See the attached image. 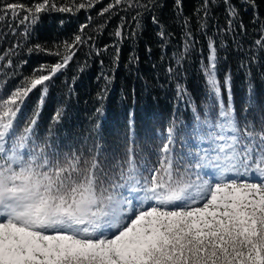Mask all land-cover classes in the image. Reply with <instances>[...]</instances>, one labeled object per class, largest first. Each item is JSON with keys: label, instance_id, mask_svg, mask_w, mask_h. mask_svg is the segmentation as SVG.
<instances>
[{"label": "snow or ice", "instance_id": "6c2138e0", "mask_svg": "<svg viewBox=\"0 0 264 264\" xmlns=\"http://www.w3.org/2000/svg\"><path fill=\"white\" fill-rule=\"evenodd\" d=\"M97 3L100 0H36L27 6L21 0H4L0 19L9 14L19 19L31 37L42 14H75ZM214 4H222L226 13V26H215L218 33L235 40L238 29L247 31L233 0H201L196 21L200 31L208 28ZM161 6L159 0H111L100 15L131 11L139 29L144 13ZM242 6L254 11L259 5L257 0H242ZM175 8L179 12L182 0H175ZM152 23L160 25L156 35L161 41L172 36L157 16ZM181 23L183 47L174 54L177 68L169 66V74L183 67L194 47L191 21L184 18ZM87 27L81 25L70 42L53 45L55 51L34 43L29 52H48L59 56L58 62L42 65L10 94L0 89V264H264V105H256L254 119L237 116L231 77L223 84L218 78V48L212 37L201 69L218 108L210 106L203 113L194 109L192 124L183 128L173 120L147 153L137 143L131 115L133 131L126 133L120 157L100 144L61 152L49 142L37 143L33 135L38 111L22 132L18 130L26 98L39 87L43 102L47 82L86 43L82 34ZM260 31L255 46L264 50V22ZM114 35L123 37L120 28ZM184 95L178 84V98ZM252 109L250 95L244 111ZM96 111L102 114V106ZM61 116L58 110L54 121ZM84 139L86 144L89 137ZM208 168L216 170L215 179L204 178L202 170Z\"/></svg>", "mask_w": 264, "mask_h": 264}, {"label": "trees", "instance_id": "16d2710c", "mask_svg": "<svg viewBox=\"0 0 264 264\" xmlns=\"http://www.w3.org/2000/svg\"><path fill=\"white\" fill-rule=\"evenodd\" d=\"M21 2L31 6L36 0ZM56 2L63 4L71 0ZM109 3L111 0H100L94 7L75 14H42L31 37L25 33L19 19L13 20L10 14L6 20L0 19V57H4L0 60V89L8 94L42 65L49 66L60 59L48 52H29L34 43L46 44L55 51L53 45L70 42L79 33L81 25H88L82 34L86 43L79 46L69 65L47 82L48 91L43 102L39 87L26 98L17 118L19 131H23L38 111L33 135L37 143L49 142L61 152L100 144L106 152L120 157L124 154L126 133L131 135L133 131L129 129L131 115L137 143L147 153L159 143L160 132L173 120L178 128H183L192 124L194 109L203 113L210 106L218 108L215 97L207 90L201 69V62L207 61L209 37L216 41L218 48L220 82L223 84L226 77H231L237 116L256 118L253 115L256 105H264V50L255 46V40L261 35L260 22H264V0H257L259 6L254 11L242 6V0H233L247 26L246 32L237 30L235 40L231 34L223 35L216 30L217 24L226 26L222 4L213 5L208 28L200 31L196 21L201 0H182L179 12L175 0H159L162 6L145 12L139 29L132 20L134 13L131 11L114 9L100 15ZM153 15L172 33L168 40L161 41L156 35L160 25L152 23ZM184 18L191 21L194 47L182 61L183 67L169 74V66L177 68L174 54L182 51L184 30L181 22ZM118 28L123 33L120 39L114 35ZM178 84L185 89L183 98L177 96ZM101 94L103 100L99 98ZM250 95L253 109L246 113L244 109ZM227 99L225 92V103ZM101 106L102 114H98L96 109ZM58 110L62 116L56 122L53 117ZM97 124L99 129L95 128ZM86 136L89 139L85 144ZM151 159L154 161L155 156Z\"/></svg>", "mask_w": 264, "mask_h": 264}, {"label": "rangeland", "instance_id": "374dc122", "mask_svg": "<svg viewBox=\"0 0 264 264\" xmlns=\"http://www.w3.org/2000/svg\"><path fill=\"white\" fill-rule=\"evenodd\" d=\"M211 170H212V172H216V170L215 169H213V168H211ZM206 179V178H205Z\"/></svg>", "mask_w": 264, "mask_h": 264}]
</instances>
